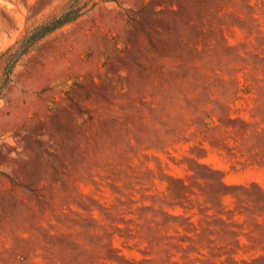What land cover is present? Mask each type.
Segmentation results:
<instances>
[{
    "label": "rangeland",
    "instance_id": "1",
    "mask_svg": "<svg viewBox=\"0 0 264 264\" xmlns=\"http://www.w3.org/2000/svg\"><path fill=\"white\" fill-rule=\"evenodd\" d=\"M0 0V264H264V0Z\"/></svg>",
    "mask_w": 264,
    "mask_h": 264
},
{
    "label": "trees",
    "instance_id": "2",
    "mask_svg": "<svg viewBox=\"0 0 264 264\" xmlns=\"http://www.w3.org/2000/svg\"><path fill=\"white\" fill-rule=\"evenodd\" d=\"M73 4L60 15L53 17L51 20L36 26L30 30L20 44L16 47H11L6 53L8 54V76H11L14 66L27 55L34 45L60 29L66 24L72 23L82 17L88 8L84 6L83 0H72Z\"/></svg>",
    "mask_w": 264,
    "mask_h": 264
}]
</instances>
